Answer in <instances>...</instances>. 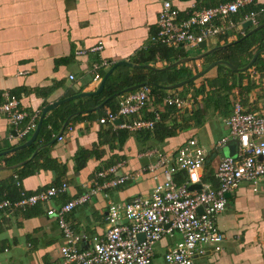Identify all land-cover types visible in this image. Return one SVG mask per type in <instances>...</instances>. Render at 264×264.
<instances>
[{"label": "crops", "instance_id": "obj_1", "mask_svg": "<svg viewBox=\"0 0 264 264\" xmlns=\"http://www.w3.org/2000/svg\"><path fill=\"white\" fill-rule=\"evenodd\" d=\"M211 3L212 0H205L201 5L206 7ZM257 3L264 6V0H256ZM174 5L181 17L194 9L191 2L181 1ZM159 10L158 0H0V104L8 94L29 114L38 113L39 119L45 107L58 104L44 116L34 141L15 151L11 150L28 142L34 131L19 139L6 118L0 115V182L18 173L22 191L31 195L65 182L68 190L53 201L60 205L85 193L92 186L95 174L105 167L124 163L122 171L140 169L152 161L141 158L144 152L171 150L193 136L208 145L217 142L227 134L224 119L232 113L237 99L249 111H264V69L256 70L254 64L245 72L236 71L242 74L240 77L225 76L227 84L232 85L231 90L208 86L219 76L218 65L201 76L193 94H187L191 96V103H196L176 114L177 122L189 128L177 131L175 137L161 144L149 140L142 144L141 140H136L135 133H129L120 144L118 129L98 123V118L109 109L104 108L99 115L102 107L99 110L86 108L84 105L89 97L66 101L95 91L89 71L93 62L133 63L138 53L148 49L150 38L157 31ZM263 16L260 15L258 21ZM244 23L240 29L230 30L218 38L216 43L208 41L204 48L197 50L203 54L212 48L238 42L239 37L255 28L244 29ZM99 44L102 45L100 51L89 53V49ZM259 44L264 49V40L255 43L250 48L253 56L259 51ZM81 50L87 54H77ZM207 56L200 59L205 68L212 64L205 61ZM257 60L259 66L264 65V53L259 54ZM157 62L159 67L165 65ZM195 64L198 70L200 64L197 61ZM107 71L101 69L100 75L103 77ZM200 86L205 92L195 96ZM150 111V108L145 110L142 117L148 118ZM193 111L201 115L200 124L188 120ZM59 136L63 140L58 141ZM227 154L228 147H224L207 158L205 173L212 177L214 184L213 175ZM37 157V171L27 174V170L23 176V166ZM153 185L146 177L97 194L69 216L73 229L86 237L102 235L109 203L146 195ZM40 208L42 213L31 218L20 214L0 216V264H62L60 248L64 241L54 220L45 215L42 205ZM216 223L225 235L223 250L198 258L196 264H264V182L258 192L242 184L228 195L227 207ZM178 240L179 236L162 240L152 264H165L163 253Z\"/></svg>", "mask_w": 264, "mask_h": 264}, {"label": "built area", "instance_id": "obj_2", "mask_svg": "<svg viewBox=\"0 0 264 264\" xmlns=\"http://www.w3.org/2000/svg\"><path fill=\"white\" fill-rule=\"evenodd\" d=\"M158 1L157 31L151 36L150 44L171 50L198 48L209 39L217 40L230 30L240 29L243 22L249 21L252 27H257L258 17L264 14V6L247 11L256 6V0H232L213 7L202 6L203 0ZM181 1L193 4L194 9L185 17H181L174 5ZM238 15L239 19L235 20ZM101 49L99 44L88 51L96 53ZM77 54L87 52L81 50ZM110 65L106 60L90 65L94 89L102 79L100 70ZM153 98L149 86L123 94L119 96L116 112L107 110L98 118V123L128 133L152 130L160 121L161 113ZM190 99L191 96L182 98L167 91L163 104L180 112L190 106ZM148 108L153 113L150 119L142 117V112ZM0 115L6 118L19 139L32 133L39 119L38 113L29 114L8 94L0 104ZM117 120L119 124L115 123ZM224 125L226 136L210 145L193 136L171 150L144 152L141 158L152 161L140 169L122 171L124 163L103 168L95 174L92 186L85 193L63 204L55 205L53 201L68 190L65 182L16 202L0 200V213L7 217L42 205L64 241L60 248L62 264H152L158 244L175 236H179V240L163 253L165 264H196L198 258L223 250L225 235L217 227L216 220L227 207L228 195L242 184L258 192L264 182V111H249L237 99ZM68 130L70 132L71 127ZM57 140L63 138L59 136ZM230 142H236L235 153L220 160L213 175L214 184L205 179L207 158ZM146 177L154 183L146 195H135L127 201L107 205L102 235L86 237L73 229L69 216L78 207L89 203L97 194ZM192 185H199V189L190 190ZM139 235L143 236L142 240Z\"/></svg>", "mask_w": 264, "mask_h": 264}, {"label": "trees", "instance_id": "obj_3", "mask_svg": "<svg viewBox=\"0 0 264 264\" xmlns=\"http://www.w3.org/2000/svg\"><path fill=\"white\" fill-rule=\"evenodd\" d=\"M205 0H203L204 2ZM211 3L209 6L206 7H213L217 4L226 3L232 0H218V2ZM205 7V6H204ZM259 7H262V5H259L258 3L256 6H253L249 10H258ZM234 19L238 20L239 15L234 17ZM264 23V16L261 21H259V25ZM264 28L255 32L254 34L250 35L249 37L240 40L233 45H230L227 48L220 49L218 51H215L214 53L208 55L205 59L208 63L218 62V61H224L230 65H232L236 69L243 68L247 65L249 60L253 57V53H251L250 48L252 45L258 42H262L264 40ZM241 39L239 37L237 40ZM263 45L259 44L257 47V51L262 49ZM187 52L184 48H178L177 50H171L162 46L157 45H151L148 49L145 51H142L137 54V56L132 59L134 64L140 65V66H151L153 63L157 62L158 60L160 62H164L165 64L169 65L181 58L188 57ZM258 60L254 63L253 67H255L256 70H261V68L264 69V65L259 66L257 63ZM113 66V64H112ZM111 66V67H112ZM219 70V76L213 80V82H210L208 84L209 87L218 86V89L223 90H231L232 85L227 84V79L225 76L227 75H237L241 76V73H238L236 71L231 70L230 68L218 65L217 66ZM193 76L191 70L185 66V64L180 65L178 67L172 68L165 72H152L149 70L144 69L141 67L140 69H130L127 67H118L114 70V72L110 75V77L107 79L103 91L95 96L89 97L88 100L85 102L86 108L94 109L95 107L99 106L101 103L105 101L104 106L102 107V110L98 112L99 115L102 114V111L104 108L109 109L111 112H116L118 107V98H112L108 99L109 97L113 96L116 93L122 92L123 90L141 84V83H150L152 86H149L151 88L152 93H157L155 95H158L159 97L162 96V94L166 91L161 89L160 87L163 86H169L174 85L177 83H180L184 80H187ZM186 88V87H185ZM205 88L203 86H200L195 90V96H198L199 94H204ZM194 100V99H193ZM210 101V100H209ZM206 103V102H205ZM155 105V103H154ZM156 106V105H155ZM144 112V111H143ZM142 112V113H143ZM178 112L174 109L172 110H165L164 112L160 113V121L155 124L154 128L152 130H141L138 132H135L136 140L140 141L144 144L145 141H153L156 144L163 143L166 139L175 137L177 135V131H182L189 126L187 124H179L177 122L176 114ZM103 114L102 116H104ZM100 116V117H102ZM153 117V113H150L147 119H150ZM201 115L198 111H193L192 115L188 119L193 120L195 122V125L201 123ZM187 120V118L183 119ZM182 120V121H183ZM118 135V142L122 144L126 138L130 135L125 130H119L116 132ZM141 144V145H142ZM38 157L35 158L32 162H28L23 166V172L22 175L25 176V171L29 170L28 173H35L37 171L38 166ZM48 167V161L46 160ZM37 166V168H36ZM112 166V165H111ZM106 168V167H105ZM40 169V168H39ZM30 174V175H31ZM17 176L15 179L14 177L10 178L6 182H0V200H9L11 202H16L20 200L23 197L30 196L31 193H24L21 188V175L19 176L18 173L14 174ZM205 179L208 181H211L212 177L208 176L205 173ZM213 183V181H211ZM42 213V210L40 208V205H36L34 207L28 208L27 210L23 212H17L15 214H20L24 218H31L38 216ZM0 216L4 217L3 214L0 213Z\"/></svg>", "mask_w": 264, "mask_h": 264}, {"label": "water", "instance_id": "obj_4", "mask_svg": "<svg viewBox=\"0 0 264 264\" xmlns=\"http://www.w3.org/2000/svg\"><path fill=\"white\" fill-rule=\"evenodd\" d=\"M251 27V23L249 21L245 22L243 24V28L244 29H249ZM264 27V24H260L258 25L257 27L253 28L250 32H248L244 37H242L240 40H243L245 39L246 37H249L250 35L254 34L255 32L261 30L262 28ZM239 40V41H240ZM235 43V42H234ZM234 43H229V44H226L222 47H215V48H212L210 50H208L207 52L203 53V54H200L198 56H195V57H186V58H181L171 64H169L168 66H165V67H162V68H153L151 66H139V65H136V64H133V63H130L128 61H120V62H117L115 63L103 76L99 86L96 88L95 91L93 92H90V93H82L80 95H77V96H74L72 98H68V100L66 101H69V100H74L76 98H87V97H92V96H95V95H98L100 94L103 89H104V86H105V83L107 81V79L110 77V75L113 73V71L118 68V67H130V68H139V67H143L149 71H152V72H165V71H168L172 68H175V67H178L180 65H183V64H186L188 62H192V61H197V60H200L202 59L203 57L215 52V51H218L220 50L221 48H226ZM205 47V43H201L198 45V48L199 49H202ZM261 53H264V49H261L259 50L258 52H256V54H254V56L252 57V59L250 60V62L243 68L241 69H235L233 68L230 64L224 62V61H219V62H215V63H212L210 64L209 66H207L202 72H199L198 74L196 75H193L191 78L187 79V80H184L180 83H177V84H174V85H169V86H163V87H160L161 89L163 90H166V91H170V90H173V89H177L179 87H182V86H186L187 84L195 81L196 79H199L201 76H203L206 72H208L210 69H212L213 67H215L216 65H225L226 67L230 68L231 70L233 71H238V72H244L246 71L247 69L251 68V66L254 64V62L256 61L257 57L259 56V54ZM143 86H152V84L150 83H141V84H138V85H135V86H132V87H129L125 90H123L122 92H119V93H116L114 94L113 96L109 97L108 99H112V98H117L119 96H121L122 94H125V93H128V92H132V91H135ZM105 104V101L100 104L98 107L95 108V110H99L101 107H103ZM58 106L57 103H54V104H51L47 107H45L42 112H41V116H40V119H39V122L36 126V129L34 130L33 134H32V137L31 139L26 142L25 144L19 146V147H16L14 148L13 150L11 151H15L17 149H20V148H24L28 145H30L32 143V141H34V139L37 137V134L39 132V129H40V126H41V123H42V120L44 118V116L52 111L54 108H56ZM68 121L65 122V126L67 125ZM116 124H119L120 123V120H117L115 122ZM236 142H230L226 147H228V150H229V154H227V156H231L235 153V150H236ZM190 190H194V189H199V185H192L189 187ZM200 211V209H199ZM138 238L140 240L143 239V236L142 235H139Z\"/></svg>", "mask_w": 264, "mask_h": 264}, {"label": "rangeland", "instance_id": "obj_5", "mask_svg": "<svg viewBox=\"0 0 264 264\" xmlns=\"http://www.w3.org/2000/svg\"><path fill=\"white\" fill-rule=\"evenodd\" d=\"M253 28V27H252ZM216 39H209V42L211 43V44H214V43H216ZM185 51L187 52L186 54H187V56L188 57H195V56H197V55H200V50H197V48L196 47H193V48H190V49H185ZM201 61L202 60H197V62H199V67H198V70H197V67H196V64H195V61H192V62H188V63H186L185 64V66L186 67H188L190 70H191V72H192V74L193 75H196V74H198L199 72H202L204 69H205V64H201ZM250 61V60H249ZM157 63L158 62H155V63H153V65H151V67H153V68H162V67H165V66H168L167 64H162V66L161 67H159V66H157ZM114 65V64H113ZM111 66H112V63H111V65H110V67L107 69V70H109L110 68H111ZM245 72V71H244ZM103 78V77H102ZM102 80V79H101ZM198 79H196L195 81H193V82H191V83H189V84H187L186 86H182V87H179V88H177V89H173V90H170V91H168V92H170L171 94H175L176 96H178V97H182V98H185V96H187V94H190L191 93V95L193 94L192 92H193V90H194V86H195V84H198ZM99 86V85H98ZM186 87V88H185ZM96 90V89H95ZM129 93V92H128ZM126 94V93H125ZM153 94V102L155 103V105L159 108V110H161L162 112H164L165 110H172L173 108H169V107H166L164 104H163V100H164V98L167 96V91H165L163 94H162V96H158V95H155V94H157V93H152ZM123 95V94H122ZM195 104L196 103V101L195 102H192L191 104ZM159 151H163V150H160V149H158Z\"/></svg>", "mask_w": 264, "mask_h": 264}]
</instances>
